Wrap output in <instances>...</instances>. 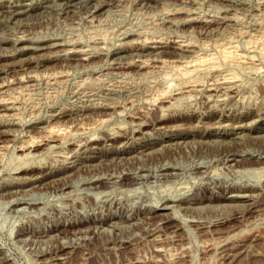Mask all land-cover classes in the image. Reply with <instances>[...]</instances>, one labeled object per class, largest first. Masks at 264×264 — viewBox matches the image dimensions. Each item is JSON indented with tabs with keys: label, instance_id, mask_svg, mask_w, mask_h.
<instances>
[{
	"label": "rangeland",
	"instance_id": "374dc122",
	"mask_svg": "<svg viewBox=\"0 0 264 264\" xmlns=\"http://www.w3.org/2000/svg\"><path fill=\"white\" fill-rule=\"evenodd\" d=\"M263 54L264 0H0V264H264Z\"/></svg>",
	"mask_w": 264,
	"mask_h": 264
},
{
	"label": "bare ground",
	"instance_id": "6f19581e",
	"mask_svg": "<svg viewBox=\"0 0 264 264\" xmlns=\"http://www.w3.org/2000/svg\"><path fill=\"white\" fill-rule=\"evenodd\" d=\"M93 18H94V17H93ZM224 19H225V18H224ZM188 20H189V19H188ZM24 34H25V33H24ZM21 39H22V38H21ZM141 41H142V40H141ZM149 41H150V40H149ZM96 42H97V41H96ZM160 42H161V41H160ZM59 44H60V43H59ZM63 44H64V43H63ZM140 44H141V43H140ZM257 44H258V43H257ZM143 45H144V44H143ZM261 45H262V44H261ZM50 48H51V47H50ZM225 49H226V48H225ZM70 52H71V50H70ZM78 52H79V51H78ZM80 52H81V51H80ZM84 52H85V51H84ZM231 52H232V51H231ZM65 53H66V52H65ZM72 53H73V52H72ZM224 53H225V52H224ZM224 53H223V54H224ZM83 54H84V53H83ZM148 55H149V54H148ZM155 55H156V54H155ZM228 55H229V54H228ZM263 55H264V54H263ZM84 56H85V55H84ZM140 56H141V55H140ZM226 56H227V55H226ZM232 56H233V55H232ZM234 56H235V55H234ZM85 57H86V56H85ZM228 57H229V56H228ZM38 58H39V57H38ZM206 60H207V59H206ZM209 60H211V58H209ZM209 60H208V61H209ZM225 60H227V59H225ZM166 61H167V60H166ZM166 61H165V60L163 61V62H165V63H164L165 65L168 64V63L170 62V61H169V62L166 63ZM190 61H191V60H190ZM195 61H196V60H195ZM214 61H215V59H214ZM214 61H213V62H214ZM218 61H219V60H218ZM83 62H84V61H83ZM133 62H134V61H133ZM142 62H144V61H142ZM187 62H188V61H187ZM209 62H212V61H209ZM213 62H212L211 64L214 65ZM197 63H198V61H197ZM206 63H207V62H206ZM101 64H102V63H101ZM101 64H100V65H101ZM139 64H140V63H139ZM164 64L162 63V65H164ZM188 64H189V63H188ZM195 64H196V63H195ZM195 64H194V65H195ZM201 64H202V63H201ZM201 64H200V65H201ZM204 64H205V63H204ZM144 65H145V64H144ZM141 66H143V65H141ZM141 66H139V67H141ZM187 66H188V65H187ZM190 66H191V65H190ZM196 66H197V65H196ZM201 66H202V65H201ZM210 66H212V65H210ZM214 66H215V65H214ZM91 67H92V66H91ZM144 67H145V66H144ZM160 67H161V66H160ZM216 67H218V66H216ZM183 68H185V67H183ZM193 68H194V67H193ZM210 68H211V67H210ZM213 68H214V67H213ZM222 68H223V67H222ZM180 69H181V68H180ZM220 69H221V68H220ZM186 70H187V69H186ZM186 70H185V71H186ZM188 71H190V70L188 69ZM195 71H196V70H195ZM245 71H246V70H245ZM124 72H125V71H124ZM147 72H149V71H147ZM178 72H179V71H178ZM181 72H183V71H181ZM181 72H180V73H181ZM197 72H198V70H197ZM144 73H145V72H144ZM186 73H188V72H185V74H186ZM192 73H193V72H192ZM47 74H48V73H47ZM174 74H175V73H174ZM99 75H100V74H99ZM114 75H115V74H114ZM175 75H176V74H175ZM182 75H183V74H182ZM187 75H188V74H187ZM190 75H191V74H190ZM61 76H62V75H61ZM184 76H185V75H184ZM186 77H187V76H186ZM145 78H146V77H145ZM147 78H148V77H147ZM218 78H219V77H218ZM47 79H48V78H47ZM20 80H21V79H20ZM59 81H60V80H59ZM217 81H218V80H217ZM221 81H222V80H221ZM225 81H226V80H225ZM227 81H228V80H227ZM230 81H231V80H230ZM54 82H55V81H54ZM86 82H87V81H86ZM194 82H195V81H194ZM199 82H200V81H199ZM21 83H22V81H21ZM176 84H177V83H176ZM198 84H199V83H198ZM148 85H149V84H148ZM170 86H171V87H168V88H169V89H168L169 91L173 88L172 85H170ZM204 86H205V85H204ZM228 86H229V85H228ZM29 87H30V86H29ZM177 87H178V86H177ZM184 87H185V86H184ZM215 87H216V86H215ZM4 88H5V87H3V85H2V86L0 87V91H3ZM25 88H26V87H25ZM78 88H79V87H78ZM109 89H110V88H109ZM212 89H213V88H212ZM229 89H230V87H229ZM6 90H7V89H6ZM33 90H34V89H33ZM110 90H111V89H110ZM166 90H167V89H166ZM173 90H174V88H173ZM208 90H210V89L208 88ZM4 91H5V90H4ZM169 91H167L166 93L163 92V93H164L163 96L161 95V96L163 97V99H164V97H166V96L168 97L169 93L171 92V91H170V92H169ZM189 91H190V90H189ZM191 91H192V90H191ZM157 92H158V91H157ZM216 92H217V91H216ZM27 93H28V92H27ZM131 93H132V92H131ZM11 94H12V93H11ZM147 94H148V93H147ZM161 94H162V93H161ZM213 95H214V94H213ZM220 95H221V94H220ZM191 96H192V95H191ZM188 97H189V96H188ZM227 97H228V96H227ZM227 97H226V98H227ZM106 98H107V97H106ZM159 98H160V96H159ZM160 99H161V98H160ZM185 99H186V98H185ZM190 101H191V100H190ZM0 102H1V101H0ZM101 102H102V101H101ZM198 102H199V101H198ZM9 103H10V102H9ZM15 104H16V103H15ZM173 106H174V105H173ZM173 106H172V107H173ZM194 106H195V105H194ZM12 108H13V107H12ZM7 110L10 111L9 108H8ZM13 110H14V109H13ZM122 111H124V110H122ZM101 112H102V111H101ZM163 113H164V112H163ZM5 114H6V113H5ZM5 114H4V115H5ZM123 115H124V114H123ZM19 116H20V115H19ZM97 116H98V115H97ZM101 121H102V120H101ZM100 123H101V122H100ZM123 125H124V124H123ZM139 125H140V124H139ZM65 127H66V126H65ZM126 127H127V126H126ZM47 128H48V127H47ZM70 130H71V129H70ZM70 130H69V131H70ZM67 132H68V129H66V128L64 129V128H62V127L60 126L59 128H58V127H53V128H51V129H49L48 134H49L50 136H53V137H61V136L65 135V134H66V136H67L68 133H71V132H68V133H67ZM47 136H48V135H47ZM53 137H50V138H53ZM64 137H65V136H63V138H64ZM48 138H49V137H48ZM97 138H98V137H97ZM42 139H43V138H42ZM55 139H56V138H55ZM60 139H61V138H60ZM47 140H48V139H47ZM53 140H54V139H52V141H53ZM48 141H49V140H48ZM50 141H51V140H50ZM62 142H63V141H62ZM32 143H33V142H31V143H29V144L31 145ZM36 144H37V143H36ZM228 144H229V143H228ZM33 145L35 146V143L32 144V146H33ZM41 145H42V144H41ZM25 146H26V145H25ZM27 146H28V145H27ZM32 146H31V148H32ZM34 146H33V148H34ZM52 146H53V145H52ZM21 148H22V147H21ZM0 149H1V148H0ZM45 149H46V148H45ZM26 150L28 151V147H25V148L20 149V152H22V153L24 154V155L22 154L24 157H26V156H27L26 154H28V152H27ZM25 151H26V154H25ZM29 152H31L30 149H29ZM29 154H30V153H29ZM69 154H70V153H69ZM30 156H31V155H30ZM30 156H28V157H30ZM3 157H4V156H3ZM28 157H27V158H28ZM19 158H20V157H19ZM21 158H22V160L25 159V158H23V157H21ZM24 161H25V160H24ZM39 161H40V160H39ZM36 165H37V164H36ZM250 166H251V165H250ZM256 166H257V167H256ZM256 166H254V167H252V168H251V167H250V168L247 167V169H249V171H250V170H251V171L253 170L252 172H254V171H262V170H260L261 167H259L258 165H256ZM19 168H20V167H19ZM261 169H262V168H261ZM14 171H15V170H14ZM214 173H215V172H214ZM0 174H1V172H0ZM261 178H262V177H261ZM90 182H91V181H90ZM97 185H98V184H97ZM246 195H247V194H246ZM241 198H242V197H241ZM242 200H243V199H242ZM174 207H175V206H174ZM39 209H40V208H39ZM175 213H176V212H175ZM176 214H177V213H176ZM187 219H188V218H187ZM77 232H78V231H77ZM248 233H249V232H248ZM27 239H28V238H27Z\"/></svg>",
	"mask_w": 264,
	"mask_h": 264
}]
</instances>
